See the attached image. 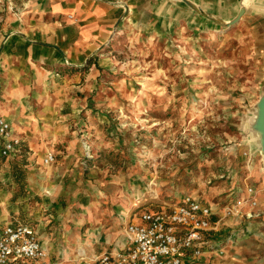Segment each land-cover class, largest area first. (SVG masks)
Here are the masks:
<instances>
[{"label": "rangeland", "instance_id": "obj_1", "mask_svg": "<svg viewBox=\"0 0 264 264\" xmlns=\"http://www.w3.org/2000/svg\"><path fill=\"white\" fill-rule=\"evenodd\" d=\"M33 1L0 0V32L19 21H62L30 15ZM175 1L194 12L192 22L157 30L136 7L122 4L112 30L87 50L74 47L72 55L31 65L39 74L31 71V88L14 103L19 110L8 109V117L0 111L18 140L4 155L0 136V192L9 206L0 228L41 224L67 249L64 238L74 237L70 245L79 252L122 227L125 211L169 208L191 194L222 213L248 188L264 192L255 130L264 53L256 46V25L243 13L235 23L232 14L215 19L209 0H190L196 7L186 2L202 14ZM28 130L44 137L28 142ZM49 152L54 160L46 163ZM19 160L26 162L23 186L12 175ZM259 208L256 218L225 216L221 229L208 235L202 257L189 264H264V197Z\"/></svg>", "mask_w": 264, "mask_h": 264}, {"label": "crops", "instance_id": "obj_2", "mask_svg": "<svg viewBox=\"0 0 264 264\" xmlns=\"http://www.w3.org/2000/svg\"><path fill=\"white\" fill-rule=\"evenodd\" d=\"M1 1L3 2V0ZM209 1L212 2V17L215 19L217 18L216 15L218 17L228 15L229 18V14H232V17H236L243 6L241 0L239 6L236 0ZM201 2L207 3L208 0H201ZM252 2L253 0H249L244 7L243 17L248 24L252 21V26L256 25L254 27L255 39L257 38L256 46H259L264 53V0H256V7L249 6ZM122 4L127 5L128 9L136 7L142 21L148 22L151 20L157 30H164L168 24L180 20L192 22L194 19V12L186 10L175 0H34L30 6V15H40L42 18L56 16L61 18L62 23L19 21L17 26L11 28V30L5 27L2 28L3 32H0L2 34L0 38V41L2 40L0 43V52L2 54H0V83H3L4 93L2 94L3 100L0 102V111L4 112L3 115L8 117V109L19 110V108H15L14 103L31 88V71L37 73V75L39 74V71L34 70L36 67L31 65L38 62V60L50 62L59 59L60 56L63 58L65 55H72L74 47H82L87 50L88 46L96 41L95 39L99 40L102 35L112 30L117 19L124 12L120 8ZM148 7H150V10H148ZM254 9L256 10L254 11ZM70 14L79 18V21L75 24L71 23V18L68 16ZM214 22L218 21L214 20ZM8 31L11 32L6 35ZM76 31L79 38L73 41V33ZM44 44L61 46L60 51L62 54L53 46ZM57 54L59 57L56 56ZM30 123L35 128L36 123ZM18 127H20L18 128L19 131L23 132V126L18 125ZM35 130H28L32 131L31 139L28 142H35L33 139L38 140L41 136L44 137L40 131L36 132ZM32 145L34 146L35 144L33 143ZM260 157L264 162V152ZM41 173L39 172V174ZM48 192L46 191L47 194L44 193L46 197L49 196ZM262 197H264V192L259 194L257 192V207L253 210L259 212V214L261 213L259 206ZM7 203L8 195L6 192L1 191L0 222L2 223L8 222L9 219V206ZM248 209H250V206L246 204L244 210ZM122 213V227L117 231L104 232V235L99 236L98 245L89 243L87 246L81 247L79 252L77 248L74 250V246L71 247L70 245L76 240H73L74 237H71V241L64 238V241L69 244L67 249L66 246L63 247L57 243L58 239L52 236L49 231H46V227L44 228L41 224L30 225L36 229L42 247L55 264H83L84 261L94 258L102 252L117 251L128 245L129 239L125 225L129 220H136L139 214L130 215L126 211ZM256 217L254 216L253 218ZM236 220H232V223L235 224ZM221 227L222 224L220 229Z\"/></svg>", "mask_w": 264, "mask_h": 264}, {"label": "built area", "instance_id": "obj_3", "mask_svg": "<svg viewBox=\"0 0 264 264\" xmlns=\"http://www.w3.org/2000/svg\"><path fill=\"white\" fill-rule=\"evenodd\" d=\"M11 125L0 117V136L4 139L2 154L14 151L18 140L10 137ZM54 160L52 152L44 161ZM248 204L250 209L244 210ZM256 191L250 187L247 196L215 212L211 204L186 194L169 208L142 211L126 225L128 245L105 251L83 264H189L204 254L208 235L220 230L222 219L229 215L252 218L259 213ZM0 264H55L42 247L38 233L27 223H8L0 228Z\"/></svg>", "mask_w": 264, "mask_h": 264}, {"label": "water", "instance_id": "obj_4", "mask_svg": "<svg viewBox=\"0 0 264 264\" xmlns=\"http://www.w3.org/2000/svg\"><path fill=\"white\" fill-rule=\"evenodd\" d=\"M186 4H188V3H186ZM189 6L192 7V9H194L196 12L201 13V12H199V10L197 8H195L191 5H189ZM201 10H203V9L201 8ZM243 11H244V7L242 6L240 11L238 12L237 16L230 23H235L241 17ZM203 15H208V14H203ZM258 114H259V116H258L257 122L255 124V130H256V132L259 136V139H260L261 150L264 152V95L262 96L259 107H258Z\"/></svg>", "mask_w": 264, "mask_h": 264}, {"label": "trees", "instance_id": "obj_5", "mask_svg": "<svg viewBox=\"0 0 264 264\" xmlns=\"http://www.w3.org/2000/svg\"><path fill=\"white\" fill-rule=\"evenodd\" d=\"M25 163V161L19 160L14 162V164L12 165V175L14 177V180L21 186H23L24 184L22 180L26 175V168H23Z\"/></svg>", "mask_w": 264, "mask_h": 264}, {"label": "bare ground", "instance_id": "obj_6", "mask_svg": "<svg viewBox=\"0 0 264 264\" xmlns=\"http://www.w3.org/2000/svg\"><path fill=\"white\" fill-rule=\"evenodd\" d=\"M183 1H185V2H188V3H191L192 5H194L195 7H196V3H193V2H191L190 0H183ZM178 2V1H177ZM247 3H248V0H243V7H245L246 5H247ZM180 10V9H179ZM192 11V10H191ZM130 204V203H129Z\"/></svg>", "mask_w": 264, "mask_h": 264}]
</instances>
